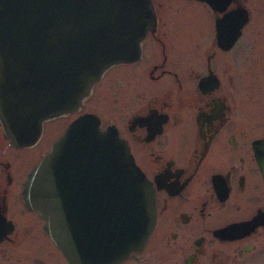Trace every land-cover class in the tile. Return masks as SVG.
<instances>
[{
	"label": "flooded vegetation",
	"instance_id": "obj_1",
	"mask_svg": "<svg viewBox=\"0 0 264 264\" xmlns=\"http://www.w3.org/2000/svg\"><path fill=\"white\" fill-rule=\"evenodd\" d=\"M147 2L138 57L106 69L79 110L45 120L30 145L12 144L0 120V264H69L23 190L86 114L154 191L152 231L117 264L264 261V0ZM102 188L68 183L74 213L98 218Z\"/></svg>",
	"mask_w": 264,
	"mask_h": 264
},
{
	"label": "water",
	"instance_id": "obj_2",
	"mask_svg": "<svg viewBox=\"0 0 264 264\" xmlns=\"http://www.w3.org/2000/svg\"><path fill=\"white\" fill-rule=\"evenodd\" d=\"M150 17L147 0H0V120L12 144L35 143L45 120L79 110L106 69L138 57ZM82 182L103 186L98 218L68 202V183ZM23 195L69 264H117L156 221L154 191L128 147L92 114L54 142Z\"/></svg>",
	"mask_w": 264,
	"mask_h": 264
},
{
	"label": "rangeland",
	"instance_id": "obj_3",
	"mask_svg": "<svg viewBox=\"0 0 264 264\" xmlns=\"http://www.w3.org/2000/svg\"><path fill=\"white\" fill-rule=\"evenodd\" d=\"M262 264H264V261L262 262Z\"/></svg>",
	"mask_w": 264,
	"mask_h": 264
}]
</instances>
